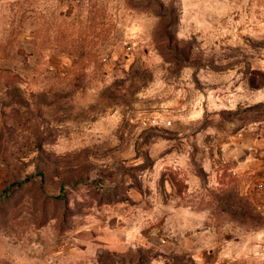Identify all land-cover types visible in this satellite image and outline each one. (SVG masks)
I'll return each instance as SVG.
<instances>
[{
    "label": "rangeland",
    "instance_id": "1",
    "mask_svg": "<svg viewBox=\"0 0 264 264\" xmlns=\"http://www.w3.org/2000/svg\"><path fill=\"white\" fill-rule=\"evenodd\" d=\"M181 14L0 0V264H264L259 173L222 160L264 128V26L206 43Z\"/></svg>",
    "mask_w": 264,
    "mask_h": 264
},
{
    "label": "crops",
    "instance_id": "2",
    "mask_svg": "<svg viewBox=\"0 0 264 264\" xmlns=\"http://www.w3.org/2000/svg\"><path fill=\"white\" fill-rule=\"evenodd\" d=\"M181 3V31L197 35L206 43L218 40L232 44L245 32L259 36L264 26L260 24L264 21V0H181ZM231 14L232 19H238L237 26L230 19ZM223 144L222 160L233 163L235 173L244 170L264 173V128L258 120L237 126ZM255 205H260L264 212V199L258 197Z\"/></svg>",
    "mask_w": 264,
    "mask_h": 264
},
{
    "label": "built area",
    "instance_id": "3",
    "mask_svg": "<svg viewBox=\"0 0 264 264\" xmlns=\"http://www.w3.org/2000/svg\"><path fill=\"white\" fill-rule=\"evenodd\" d=\"M252 188L257 197L264 199V173L258 174V176L253 181Z\"/></svg>",
    "mask_w": 264,
    "mask_h": 264
}]
</instances>
